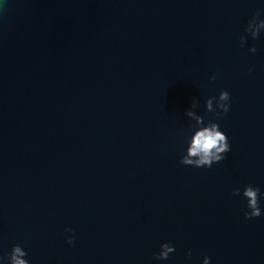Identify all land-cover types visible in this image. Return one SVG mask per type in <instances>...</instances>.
Masks as SVG:
<instances>
[{
	"label": "water",
	"instance_id": "95a60500",
	"mask_svg": "<svg viewBox=\"0 0 264 264\" xmlns=\"http://www.w3.org/2000/svg\"><path fill=\"white\" fill-rule=\"evenodd\" d=\"M262 6L5 0L0 254L20 244L29 264H264V214L246 219L232 195L264 191V33L237 39ZM222 89L230 150L209 168L181 165L184 110L195 98L211 118L204 99ZM163 241L175 250L156 261Z\"/></svg>",
	"mask_w": 264,
	"mask_h": 264
},
{
	"label": "clouds",
	"instance_id": "9594fccd",
	"mask_svg": "<svg viewBox=\"0 0 264 264\" xmlns=\"http://www.w3.org/2000/svg\"><path fill=\"white\" fill-rule=\"evenodd\" d=\"M5 0H0V8H3ZM264 5V0H261ZM264 33V6L257 8L247 19L243 28V33L237 39L239 47L244 48L247 39L255 40ZM256 47L249 45L248 53H255ZM252 66L247 71L251 72ZM216 74L209 76V80H214ZM199 101L195 98L191 104L184 110L183 115L188 118L189 125L187 129L182 131V154L179 157V163L184 166L194 168H209L212 164L224 159L225 153L230 150V144L224 131L220 129L216 122L228 112L230 106V96L227 90H220L215 96H208L204 99L203 107L206 113L211 114V118H205L195 111L199 108ZM232 195L239 196L244 203L243 216L247 219L250 217H258L264 214L260 206V201L264 200V191L259 186L245 184L243 187H234ZM65 242L69 245L73 243L74 230L65 227ZM174 245L170 241H163L159 244L158 250L153 253L156 261H164L170 259L169 254L174 252ZM27 252L20 244H12L10 249L0 254V264H29L26 259ZM185 257H191V251L186 250ZM200 264H210V258L204 255Z\"/></svg>",
	"mask_w": 264,
	"mask_h": 264
}]
</instances>
